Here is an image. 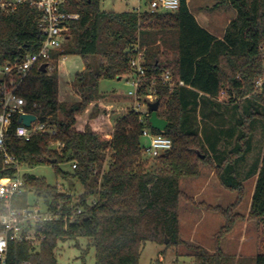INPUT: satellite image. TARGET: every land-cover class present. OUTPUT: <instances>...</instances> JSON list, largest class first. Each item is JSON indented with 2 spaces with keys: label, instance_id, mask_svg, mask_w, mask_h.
<instances>
[{
  "label": "trees",
  "instance_id": "1",
  "mask_svg": "<svg viewBox=\"0 0 264 264\" xmlns=\"http://www.w3.org/2000/svg\"><path fill=\"white\" fill-rule=\"evenodd\" d=\"M101 3L68 0L67 9L80 13L79 19L71 22L62 48L53 51L51 59L37 63L20 85L28 108L57 134L35 133L30 140L14 131L7 136L10 151L26 168L53 165L58 175L78 179L85 190L75 198L60 185L27 171L28 190L15 205H29L31 195L43 197L62 219L39 225L46 238L38 249L26 241L10 240L7 261L0 260V264H58L59 242L72 239L79 247L80 237L95 247L96 264H140L148 242L166 244L168 237L167 246L184 243L180 239L181 198L219 213L226 222L215 235V252L200 247L192 264H236L234 258L227 259L222 239L245 218L237 209L246 196L244 182L255 174L258 178L246 218L264 223V87L256 90V81L264 74V0H217V5L228 4L237 11L221 39L199 24L189 0H181L177 11L150 7L104 11ZM42 18V11L29 2L14 12L0 10L1 62L40 50L45 39ZM141 49L151 79L140 94L146 102L151 103L149 94L160 102L158 114L168 121L163 134L173 141L172 148L157 157L146 152L143 131L147 127L155 134L162 131L152 127L149 116L142 117L132 108L116 120L111 133L96 120L98 104L89 119L77 125V115L103 96L102 80L133 76L130 61ZM74 54L84 59V69L73 84L80 99L62 101L60 59ZM44 63L48 65L45 71L41 69ZM167 72L184 85L171 86L161 79ZM220 107L228 108L234 121L226 129L211 125L220 114L214 110ZM257 132L260 137L255 140ZM211 134L230 137L231 148L212 155L210 150L215 152L216 145L206 143ZM252 153L254 169L244 173L242 168ZM65 162L71 163L72 171L61 168ZM203 164L214 167L219 182L238 193L236 201L226 207L212 205L182 190L181 179L199 176ZM254 264H264V251L254 257Z\"/></svg>",
  "mask_w": 264,
  "mask_h": 264
},
{
  "label": "rangeland",
  "instance_id": "2",
  "mask_svg": "<svg viewBox=\"0 0 264 264\" xmlns=\"http://www.w3.org/2000/svg\"><path fill=\"white\" fill-rule=\"evenodd\" d=\"M216 3L217 0H190V9L201 21L204 20L203 22L209 25L212 23L221 29L236 10L230 5L216 8ZM149 7V0H102L101 3V10L104 11L123 12L139 8L143 11ZM83 68L84 59L81 55L74 54L63 57L60 66V89L61 97L66 101L74 102L80 99L79 95L75 94L73 84L76 74ZM260 77H264V74ZM68 81H72L70 83L72 90L70 93L64 94L68 88ZM130 89L131 83L126 79L101 81L100 92L103 96L96 100L100 108L96 120L107 133L112 132V123L109 117L115 122L132 107L134 99L128 95ZM69 95H72L71 98L66 99ZM104 109L108 110L107 114ZM92 111L93 106L89 105L79 113L77 125L84 124ZM198 119L203 125L202 116H199ZM143 140L146 138L143 137ZM60 166L65 171H72L70 162L61 163ZM210 168V165H201L199 176L183 177L180 186L188 194L197 196V201L205 200L212 205L229 206L237 198V192L222 186L216 175V177L209 176ZM27 171L45 177L50 184L60 185L62 191L73 194L75 198L85 190V185L78 179H65L62 175H58L53 165L43 164L28 168ZM248 198L249 192L245 201L243 200V204L237 209L245 218L239 219L233 230L222 239V249L226 253L227 259L234 258L236 264H239L240 261H243L244 264H254V257L264 251V223L259 225L254 221L246 222L249 213L246 205ZM31 200H38L44 209L47 207L43 197L31 195ZM179 215L180 239L184 243L167 246L170 239L166 244L148 242L142 251L140 264H192L193 255L202 249L209 253L215 252V235L225 225L224 218L217 212L197 207L183 198L179 201ZM78 242L79 247L76 245V240L69 239L59 242L56 251L58 264H96L95 247L89 246V241L85 237H80ZM200 247L202 249H199ZM87 249L88 252L85 253Z\"/></svg>",
  "mask_w": 264,
  "mask_h": 264
},
{
  "label": "built area",
  "instance_id": "3",
  "mask_svg": "<svg viewBox=\"0 0 264 264\" xmlns=\"http://www.w3.org/2000/svg\"><path fill=\"white\" fill-rule=\"evenodd\" d=\"M25 2H29L42 11L41 27L45 39L37 52L28 53L13 61H0V164L2 165V174H0V245H2L0 260L3 263L7 261L10 240L26 241L33 249H38L46 238V234L38 229L39 225L62 219L61 214L51 209L50 203H46L45 209L38 200L30 202L27 206L17 207L15 205L28 190L24 178L28 168L10 151L7 136L14 131L17 136L30 140L35 133L57 134L54 127L40 120L39 116L28 108V102L20 94L19 88L29 71L37 63L51 59L53 51L62 48L71 22L80 17V13L67 9L68 0H0V10L14 12ZM180 5L181 0H150L152 11H177ZM130 65L134 72L129 79L131 89L128 92V95L134 99L132 109L142 113V117H151L149 102H146L140 94L142 87L151 79L144 65L142 49L137 50L133 55ZM161 79L170 83L171 86L177 83L184 85L182 80L174 81L169 72ZM263 87L264 77H259L256 81V90L261 91ZM225 95L224 90L222 97ZM147 98L150 102L156 99L153 94L147 95ZM22 114H35L37 118L30 126H27L19 121ZM15 119L18 120L17 125H14ZM143 136L146 138V152L151 157H157L172 148V139L163 132L155 134L151 128L147 127L143 131ZM53 145L63 146L61 142H53ZM78 211L81 212L82 209L79 208ZM67 220L66 216L64 218L66 228ZM20 264L32 263L24 261Z\"/></svg>",
  "mask_w": 264,
  "mask_h": 264
},
{
  "label": "crops",
  "instance_id": "4",
  "mask_svg": "<svg viewBox=\"0 0 264 264\" xmlns=\"http://www.w3.org/2000/svg\"><path fill=\"white\" fill-rule=\"evenodd\" d=\"M223 5H228V4H219V5H217V4H215V7L216 8H219L220 6H223ZM189 6H190V0H189ZM234 9V8H233ZM135 10H137V11H141V9L139 8V9H135ZM127 11H132V10H127ZM191 12H192V10H191ZM193 13V15L196 17V19H197V21L199 22V24L202 26V27H204L205 29H207L209 32H211L212 34H214L216 37H218V38H223L224 37V35H225V31H226V27H227V25L236 17V15H237V11L235 12V13H232L233 14V16H230L229 18H228V20H227V22L224 24V26H223V28H221V29H219L217 26H215L214 24H207L206 22H203L204 20H200L197 16H196V14L194 13V12H192ZM63 60V57L60 59V66H61V61ZM84 69V68H83ZM82 69V70H83ZM124 79H126V78H124ZM130 78H128V79H126V80H129ZM119 80H122V79H119ZM72 81H68V88H66V90L64 91V94H67V92H69L70 93V90H72V87H70V83H71ZM61 89H60V99L62 100V101H66L65 100V98H63V97H61L62 95H61ZM73 94V93H72ZM75 94H76V92H75ZM74 94V95H75ZM77 95V94H76ZM65 96V95H64ZM71 96L72 95H69L66 99H69V98H71ZM131 97V96H130ZM220 100H222L221 98H220ZM68 101V100H67ZM75 101H77V100H75ZM69 102H71V101H69ZM96 104H98L97 103V101H94V102H92L90 105H91V107L93 106V110H94V107H95V105ZM223 104H225L224 102H223ZM133 106V105H132ZM132 108V107H131ZM231 109V108H230ZM229 109V110H230ZM214 111H216L217 113H220V114H218L217 115V117L214 119V120H212L211 121V125L214 127V128H224V129H226V128H228L229 127V125L231 124V123H233L234 121L233 120H231V113L228 111V108H226V107H220V108H215V110ZM222 111H224V115H222ZM222 112V113H221ZM92 113V112H91ZM110 115V114H109ZM109 120L111 121V123H112V132L114 131V128H115V125H116V121L115 122H113L112 121V118H110L109 117ZM224 131V130H223ZM218 134H220V132H218ZM257 135H256V138H255V140L257 139V138H259L260 137V134H258V132L256 133ZM210 140H206V143L209 145V144H212V145H216V150H214L215 152H213V149H211L210 151H212V155H215L216 153H220V154H225L230 148H231V145H232V139L230 138V137H228L227 135L226 136H221V135H215V134H211V137L209 138ZM253 163H255V155L252 153V154H250L249 156H248V159H247V163H246V165L242 168V170H243V172L244 173H250L253 169H254V164ZM201 173V172H200ZM217 176V174H216V170H215V168L214 167H211L210 168V173H209V176H214V177H216ZM257 178H258V174H255L254 176H251L250 178H247L246 179V181L244 182L245 183V186H246V196H245V198H244V201H245V199H246V197H247V194H248V192H249V198H248V203H246V205H247V207H248V212H249V210H250V206H251V203H252V199H253V195H254V190H255V186H256V182H257ZM220 183V182H219ZM221 184V183H220ZM222 185V184H221ZM223 186V185H222ZM204 188V187H203ZM185 191V190H184ZM203 191V190H202ZM233 191V190H232ZM186 192V191H185ZM236 192V191H235ZM187 193V192H186ZM190 195V194H189ZM190 196H192V195H190ZM237 196H238V193H237ZM196 200H197V196H193ZM237 199V198H236ZM236 199H235V201H236ZM203 201H205V200H203ZM243 201V202H244ZM234 202V201H233ZM232 202V203H233ZM243 202H242V204H243ZM211 204V203H210ZM241 204V205H242ZM240 205V206H241ZM198 207V206H197ZM203 208V207H202ZM247 212V213H248ZM248 215V214H247ZM248 220H247V218H246V222H247ZM259 227V226H258Z\"/></svg>",
  "mask_w": 264,
  "mask_h": 264
},
{
  "label": "water",
  "instance_id": "5",
  "mask_svg": "<svg viewBox=\"0 0 264 264\" xmlns=\"http://www.w3.org/2000/svg\"><path fill=\"white\" fill-rule=\"evenodd\" d=\"M47 63H44L41 66V69L45 71L47 69ZM160 102L154 101L149 103V110L151 111V117H150V123L153 128L164 132L168 126V121L162 117L159 116L158 110H159ZM37 116L35 114H22L19 118L20 122H23L25 125L30 126L32 121L36 120ZM53 162H56L55 160ZM169 241V238L166 237V242Z\"/></svg>",
  "mask_w": 264,
  "mask_h": 264
},
{
  "label": "clouds",
  "instance_id": "6",
  "mask_svg": "<svg viewBox=\"0 0 264 264\" xmlns=\"http://www.w3.org/2000/svg\"><path fill=\"white\" fill-rule=\"evenodd\" d=\"M0 247H2V245H0Z\"/></svg>",
  "mask_w": 264,
  "mask_h": 264
}]
</instances>
